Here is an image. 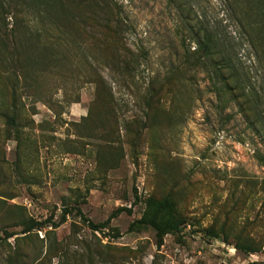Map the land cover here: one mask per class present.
<instances>
[{
  "label": "rangeland",
  "instance_id": "rangeland-1",
  "mask_svg": "<svg viewBox=\"0 0 264 264\" xmlns=\"http://www.w3.org/2000/svg\"><path fill=\"white\" fill-rule=\"evenodd\" d=\"M98 2L0 0V25L21 33L15 55L0 53V264H264L256 1L115 0L118 23ZM195 22L235 47L234 99L186 58ZM149 196L186 218L161 246L152 229H128ZM76 206L94 223L132 214L98 231L74 213L37 229Z\"/></svg>",
  "mask_w": 264,
  "mask_h": 264
},
{
  "label": "trees",
  "instance_id": "trees-1",
  "mask_svg": "<svg viewBox=\"0 0 264 264\" xmlns=\"http://www.w3.org/2000/svg\"><path fill=\"white\" fill-rule=\"evenodd\" d=\"M175 3L176 7L184 6L183 0H169ZM229 3L238 2V0H226ZM248 1V0H245ZM256 1V2H255ZM100 2V3H99ZM97 7L111 6L114 8L113 17L108 19L109 22L118 23L120 16V8L115 0H99ZM253 3V0H249ZM256 5L262 14H264V0H254ZM113 4V5H112ZM238 6V4H237ZM101 9V8H100ZM2 10V7H1ZM0 10V18H1ZM103 12V10H102ZM100 12L97 10L95 15L100 17ZM121 21V20H120ZM243 26V25H242ZM264 26V23L260 24V27ZM22 27V26H21ZM189 38L194 43V49L187 55L186 58L190 61L192 68H198L204 71L210 78L213 91L220 96L221 93H230L231 98L234 99V91L243 90V84L238 74V62L235 59V47L222 40V37L218 33L213 31L211 27L202 22H195L189 31ZM21 33L19 30L16 32L14 29L8 30L5 25H0V45L1 54L15 55V52L19 51V38ZM250 44L253 39L251 35L248 36ZM7 123H12V118L7 116ZM255 127V124H251ZM140 199L135 195L134 204L138 203ZM145 208L141 216L133 220L129 225V231L140 230L142 228H150L155 233L156 245L161 246L164 238L168 234H176L183 230L186 225V218L179 215L173 201L170 197L155 198L149 196L144 200ZM74 211V212H73ZM125 212L128 215L132 214V208L118 207L114 210L106 220L99 223H94L88 217L84 215L80 207L76 206L73 208L65 207L62 210L60 220L58 222L52 221L50 217L48 220L41 224H36L37 229H42L47 226L56 228L66 221L68 215H77L82 222H84L91 230L98 231L104 228H109L111 220L116 217L119 213ZM49 223V225H48ZM19 225H23L24 232L25 227L29 225V220H21ZM112 231V237L116 238L119 236L117 231ZM204 234L211 237H218L217 233L213 229L204 230Z\"/></svg>",
  "mask_w": 264,
  "mask_h": 264
}]
</instances>
